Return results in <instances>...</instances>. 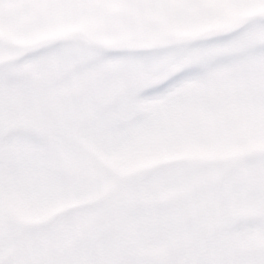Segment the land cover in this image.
<instances>
[{
	"label": "rangeland",
	"instance_id": "obj_1",
	"mask_svg": "<svg viewBox=\"0 0 264 264\" xmlns=\"http://www.w3.org/2000/svg\"><path fill=\"white\" fill-rule=\"evenodd\" d=\"M261 21L264 0H0V65L19 61L23 79L45 78L51 119L82 105L87 89L72 87L79 69L66 58L24 61L42 49L187 48ZM262 37L158 66L204 72L164 101H140L134 120L163 113L141 130H100L77 111L66 129L77 150L62 169L67 183L21 181L0 193V264H204L234 249L258 259L264 55L247 50Z\"/></svg>",
	"mask_w": 264,
	"mask_h": 264
},
{
	"label": "snow or ice",
	"instance_id": "obj_2",
	"mask_svg": "<svg viewBox=\"0 0 264 264\" xmlns=\"http://www.w3.org/2000/svg\"><path fill=\"white\" fill-rule=\"evenodd\" d=\"M257 32L264 33V21L260 22L259 28L248 25L211 39L196 41L187 48L42 49L35 56L23 58L24 61L31 62L40 56L66 58L70 65L79 69L72 87L84 86L87 89L82 105L67 108L51 119L46 116L50 110V98L45 78L23 79L17 67L19 61L0 65V72L3 73L0 78V193L7 184L21 181L35 186L67 183L69 177L62 169L67 161L75 157L77 150L68 139L66 129L77 111L93 118L100 130H111L129 123L141 130L159 122L163 113L156 109L146 117L134 120L140 101H164L182 84L198 81L204 72L200 66L197 67L202 71L192 73H183L185 68L171 73L160 72L157 71L158 66L168 64L175 67L177 60L189 53L252 41ZM247 51L249 54L264 55V37ZM145 53L153 55H143ZM177 74L179 78L172 79ZM146 90L150 96L141 98V93ZM259 90L264 94V73L259 79ZM64 91L62 89L58 94L62 95ZM5 167L8 169L6 176ZM106 264L148 262L109 260ZM204 264H264V252L256 259L241 256L238 249H234L231 257L207 260Z\"/></svg>",
	"mask_w": 264,
	"mask_h": 264
}]
</instances>
